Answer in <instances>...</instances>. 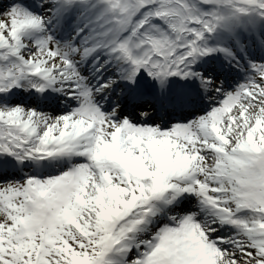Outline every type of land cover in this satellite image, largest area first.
Listing matches in <instances>:
<instances>
[{
    "label": "snow or ice",
    "instance_id": "6c2138e0",
    "mask_svg": "<svg viewBox=\"0 0 264 264\" xmlns=\"http://www.w3.org/2000/svg\"><path fill=\"white\" fill-rule=\"evenodd\" d=\"M0 264H264V0H0Z\"/></svg>",
    "mask_w": 264,
    "mask_h": 264
}]
</instances>
